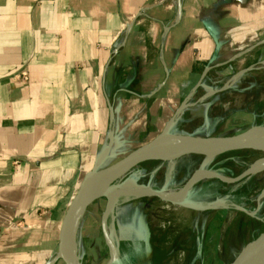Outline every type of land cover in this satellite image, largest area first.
Here are the masks:
<instances>
[{
    "label": "crops",
    "instance_id": "obj_1",
    "mask_svg": "<svg viewBox=\"0 0 264 264\" xmlns=\"http://www.w3.org/2000/svg\"><path fill=\"white\" fill-rule=\"evenodd\" d=\"M262 32L264 0H0V264L61 262L62 217L83 177L173 127L204 75ZM149 198L117 203L105 224L104 209L88 215L92 245L109 255L110 235L122 264V239L144 231L148 246Z\"/></svg>",
    "mask_w": 264,
    "mask_h": 264
},
{
    "label": "rangeland",
    "instance_id": "obj_2",
    "mask_svg": "<svg viewBox=\"0 0 264 264\" xmlns=\"http://www.w3.org/2000/svg\"><path fill=\"white\" fill-rule=\"evenodd\" d=\"M256 41L262 42L227 66L211 69L204 75V81L185 102L170 132L234 136L252 127L264 126V65L260 64L264 62V32L259 34ZM249 66L250 69H246ZM243 69V73L226 86V82ZM184 154L179 159H174L178 155L172 156V161L140 162L121 179L128 177L129 186H163L166 190L177 188L198 169H208L234 178L250 162L264 156L263 152L252 149L227 151L211 158L198 153ZM157 165L161 168L151 173ZM215 185L211 197H208L210 193L205 194L207 197L193 194L195 197L191 195L180 202L182 206L180 203L149 198L152 206L147 217L154 232L153 237H162V243L156 241L155 246H145V264H229L245 244L264 230V198L259 199L264 185V170L233 183L216 182ZM228 190L233 191L231 205L224 199ZM122 201L120 197L117 203ZM106 202L105 197H100L86 207L82 232L89 236L78 246V253L84 252L83 259L79 260L81 264H103L104 259L99 262H94V259L108 255L100 241L92 245L91 238L97 236L98 239L97 222L88 216L92 214L100 218ZM203 209H207L206 212L198 216L197 213ZM180 211H184L185 216L196 215L194 228L182 225L184 219V223L190 224L187 218H180ZM215 211V219L208 220L207 217ZM155 248L158 249L156 257L160 256V262L152 263ZM141 249L139 247L138 251ZM78 253L76 256L79 259ZM124 264L131 262L127 260Z\"/></svg>",
    "mask_w": 264,
    "mask_h": 264
},
{
    "label": "water",
    "instance_id": "obj_3",
    "mask_svg": "<svg viewBox=\"0 0 264 264\" xmlns=\"http://www.w3.org/2000/svg\"><path fill=\"white\" fill-rule=\"evenodd\" d=\"M262 42V41H260ZM259 42V43H260ZM254 46H251L247 48L246 50L237 53L233 58L239 57L248 50L252 49ZM246 69H250V66L247 67ZM207 71V69L204 71ZM243 70H240L236 72L233 76H239L243 73ZM185 102L181 104V106L178 108V112L181 111V109L184 107ZM173 119L169 122V125L166 129L158 133L153 139L148 141L147 143H144L143 145L135 148L131 152H129L127 155H125L123 158L120 160L116 161L113 164L110 165H105L101 166V161L103 158H105L110 150V146L113 141V135L112 133H109V140L107 142V146L105 149V153L103 155V158L100 160L99 165H97L92 171L87 173L83 179L81 180L78 189L71 199L61 221L60 225V230H59V235H58V245H57V251H56V257L55 259L61 260L62 264H81L79 262V259L77 258V247H76V235H77V230L79 227V223L81 221L82 216L84 215V212L86 210V207L95 199H98L100 197H105L107 200V195L106 192L108 189L111 188H116V189H122L125 190V193H128V195H120V197L123 198V201H128L134 197H139V196H153L157 197L162 201L165 202H170V203H179V201H169L166 200L162 197V193L164 191V188L162 189H154L151 187L147 186H129L128 185V177H125L124 179L123 176L132 169L133 167L137 166L140 162L146 161V160H161V161H172L174 159H177L183 155L186 154H181L175 157L174 159H169V157H166L165 155H154V154H145V152L152 150L157 146L156 140L160 136H166L169 137L173 140H179V139H186L188 140V143L192 146H197V147H202L210 144H215L221 141L225 140H232L234 141V145H229L228 147L222 148V150L218 151L216 154L212 155L214 157L215 155L231 151V150H237V149H252L256 151H261L264 153V147L260 144L257 143H252L249 141H246L242 139V136L245 135L246 131L236 134L234 136H200V135H192V134H178V133H172L170 132V125L172 124ZM257 127V126H256ZM182 141V140H181ZM180 142V141H178ZM177 143V142H176ZM172 144V147L177 146V144ZM206 156V154H201ZM128 161H131L128 166L121 170V167ZM104 172L103 177H102V187L100 190L97 192H94L93 194L88 195L87 197H83V184L86 181L88 177L91 175L95 174L96 172ZM210 171V170H206ZM119 172V173H118ZM212 173H215L213 177L218 178L219 180L223 182H229L224 179H222L221 175L217 172L210 171ZM250 174L254 173H249L247 171L241 172L238 176L231 178L230 182H235L238 181L245 176H248ZM192 177L186 182L184 187H182L179 191L181 192L182 190H186L188 186L192 182ZM138 192L139 194H132ZM124 193V194H125ZM118 198V199H119ZM118 201V200H117ZM117 201L113 205V207L117 204ZM107 205L108 203L106 202V206L104 209L103 213V224H105V218L107 216L106 210H107ZM112 207V209H113ZM112 211V210H111ZM74 219L72 229H68V223ZM72 236V242L75 246L76 253H74V257L71 254L70 247L68 244L69 241V235ZM106 242L108 246V251H109V258L106 261L105 264H120L119 259H118V250L117 246L113 243L110 235H106ZM51 264V263H48ZM229 264H264V230L258 234L254 239L249 241L247 244H245L242 249L238 252V254L235 256V258L229 263Z\"/></svg>",
    "mask_w": 264,
    "mask_h": 264
},
{
    "label": "bare ground",
    "instance_id": "obj_4",
    "mask_svg": "<svg viewBox=\"0 0 264 264\" xmlns=\"http://www.w3.org/2000/svg\"><path fill=\"white\" fill-rule=\"evenodd\" d=\"M261 65H264V62L260 63ZM257 67H259L257 65ZM238 76H232L227 82L226 86L232 84ZM242 139L252 142V143H257L260 144L264 147V126H257V127H252L249 130L246 131L245 135L242 136ZM182 140V141H181ZM180 141V142H178ZM177 142V143H176ZM177 144V146L172 147V144ZM157 146H155L154 149L149 150L145 152V154H154V155H165L166 157H169V159L174 156V155H180L184 153H198V154H206L207 158H211L212 155L216 154L218 151L222 150V148L228 147L229 145H234V141L230 140H225L221 141L215 144H210L202 147H197V146H192L190 143H188V140L186 139H177L173 140L169 137L166 136H160L156 140ZM131 161L126 162L122 167L121 170L125 169L128 164H130ZM264 170V156L257 158L253 160L251 163H249L244 171H247L249 173H257ZM105 171L103 172H96L95 174L91 175L86 179V181L83 184V197H87L90 194H93L94 192H97L98 190L101 189L102 187V177ZM119 173V172H118ZM215 173H212L210 171L206 170H197L192 177V182L200 181V180H205L210 177H213ZM221 175V174H220ZM222 179L226 181H231L230 177H226L224 175H221ZM88 180V181H87ZM187 181V180H186ZM125 190L122 189H116V188H111L108 189L106 192L107 195V210L106 213L108 214L111 210L115 202L118 200L120 195H128V193H125ZM132 194H139L138 192L132 193ZM226 194V193H225ZM184 195V190H182L180 193L174 190H164L162 193V197L166 200L169 201H181ZM264 198V186L261 190V194L259 199L261 200ZM74 219L71 220L68 223V229H72ZM69 235V234H68ZM69 241V247L71 254L74 257V253H76L75 246L72 242V236H68Z\"/></svg>",
    "mask_w": 264,
    "mask_h": 264
},
{
    "label": "flooded vegetation",
    "instance_id": "obj_5",
    "mask_svg": "<svg viewBox=\"0 0 264 264\" xmlns=\"http://www.w3.org/2000/svg\"><path fill=\"white\" fill-rule=\"evenodd\" d=\"M216 67H219V66H216ZM215 93H216V91H215ZM237 150H240V149H237ZM231 151H233V150H231ZM162 162H164V161H162ZM212 168L213 167H211L209 169H212ZM202 170H208V169H202ZM196 171L197 170H195L194 173ZM210 171H212V170H210ZM262 171H260V172H262ZM257 173H259V172H257ZM193 174H190L186 179H184V181L179 186H176L177 188L172 187V189H166V190L179 191L182 187H184V185L186 184V182L190 179V177ZM219 174H221V173H219ZM254 174H256V173H254ZM216 182L233 183V182H223V181H221V180H219L218 178H215V177H210V178L205 179V180L191 182V184L188 186V188L184 191L183 198H182L181 201H179V203L182 202V201H184L185 198L189 199L191 197V195L193 197H195L194 195H196V196L204 195L205 196L206 193H210L208 195V197H211V191H212V194H213V192H215L214 190L216 188V185H215ZM232 192H233L232 190H228L226 192V194L224 195V199L226 200L227 203H230V205L232 203V195H233ZM205 197H207V196H205ZM152 198L159 199V198L153 197V196H152ZM180 205L182 206L181 203H180ZM205 210H207V209L201 210V212H198L197 215L200 216V214L205 213L206 212ZM149 211H151V207H150V210ZM224 211L226 212L227 209H224ZM216 212L217 211L213 212V214L211 216L207 217V218H209L208 220L211 221V220L215 219ZM148 214H147V216H148ZM186 216L184 214V211H182V212L180 211V218H182V219H183V217L187 218V220H189L188 223L190 224V225H188V224L184 223V221L186 220V219H184L183 220V223L181 222L182 225L184 227L186 226L187 228H194L195 227V225H194V223H195L194 218H195L196 215H193L192 216L190 214H187ZM204 217H206V215H204ZM203 223H206V222H203ZM148 228H149L148 245L155 246L156 245V241L161 242L162 237H160L158 239H155V237H153L154 232L152 230V226H151V223H150L149 219H148ZM142 233H144V231L139 232V235L138 236H136V235L135 236L130 235V237H128L127 239H122L120 241V245H119L120 257L126 256L128 258V260L131 262V264H145L144 260L146 258H144V253L143 252H144L145 246H147V244H145L146 241H145L144 237L142 236L143 235ZM139 247L142 248L141 251H138V248ZM157 254H158V249L155 248L154 249V258H153L152 263L160 262L159 261V257L160 256L159 257H156Z\"/></svg>",
    "mask_w": 264,
    "mask_h": 264
},
{
    "label": "built area",
    "instance_id": "obj_6",
    "mask_svg": "<svg viewBox=\"0 0 264 264\" xmlns=\"http://www.w3.org/2000/svg\"><path fill=\"white\" fill-rule=\"evenodd\" d=\"M167 29V27H165V30ZM108 140H109V135H108Z\"/></svg>",
    "mask_w": 264,
    "mask_h": 264
}]
</instances>
